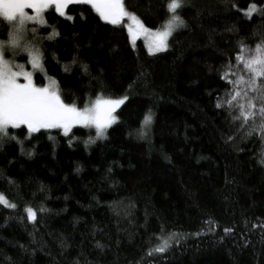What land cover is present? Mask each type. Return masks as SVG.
Masks as SVG:
<instances>
[{
	"label": "trees",
	"instance_id": "1",
	"mask_svg": "<svg viewBox=\"0 0 264 264\" xmlns=\"http://www.w3.org/2000/svg\"><path fill=\"white\" fill-rule=\"evenodd\" d=\"M168 3L124 0L153 31L172 15ZM66 12L72 19L51 9L46 24H26L25 40L42 52L35 83L55 77L79 108L97 95L126 101L103 136L8 129L0 193L16 207L0 203V264H264L260 92L237 60L264 41V0H182L184 25L156 55L90 5ZM9 27L0 22V40ZM5 55L32 69L26 52ZM237 88L258 105L243 127L237 101L225 103Z\"/></svg>",
	"mask_w": 264,
	"mask_h": 264
},
{
	"label": "snow or ice",
	"instance_id": "2",
	"mask_svg": "<svg viewBox=\"0 0 264 264\" xmlns=\"http://www.w3.org/2000/svg\"><path fill=\"white\" fill-rule=\"evenodd\" d=\"M74 2L91 5L101 19L110 21L114 25L119 24L122 18L130 17L137 24L138 31L151 32L154 47L150 46L149 51L167 47L168 37L176 28L184 25L183 18L176 12V9L181 6L182 0H169L167 7L172 15L164 21L161 28L154 31L145 28L134 13H129L125 9L122 0H0V22L6 21L10 25L7 39L0 40V143L10 135L9 126L25 125L30 135L39 129L60 127L67 133L73 124L95 125L97 136H103L106 127L117 119L113 114L114 110L123 103L126 97L102 98L97 95L94 102L79 108L75 103H65L55 77H47L48 83L36 84L32 70L26 69L24 63L16 62L5 55L8 50H11L13 57L17 54V50L26 52L32 69H40L41 72H44L41 50L25 40L26 24L29 21L46 24L44 12L53 6L55 12L67 15L68 19H72L65 9ZM27 9H32V12L29 13L26 11ZM256 9L257 6L252 4L245 10V14H250ZM81 15L83 14L81 13ZM31 31L35 32L36 28H32ZM129 31L131 32L132 29L130 28ZM55 35H58V32L53 27L49 37ZM246 47V45L241 44V48ZM237 60H242L245 68L252 74L246 87L249 90L260 92V129L264 130V83L256 79L257 77H264V41H261L254 50H250L248 57L237 53ZM83 67L86 71L87 65ZM227 67L230 71L232 66ZM45 75L47 76L46 73ZM223 78L228 79L227 73L224 74ZM238 79L243 80L244 78L239 77ZM237 82L230 81L233 84ZM240 96L241 90L237 88L235 94L225 103L231 109L233 101H237L239 115L233 116V120L243 121L241 124V127H243L247 124L249 118L256 117L257 113L252 109H255L258 105L255 102L256 97H249L247 92L243 93V99H238ZM217 106H221L219 99L217 100ZM150 121L151 115L146 114L144 124ZM11 136L17 140L19 139L15 137L14 133ZM20 142L22 143V141ZM0 203L7 205L9 208L16 207L2 193H0ZM26 211L28 219L35 217V211L31 207H27ZM166 244L167 241H163V246L157 248V250L163 251Z\"/></svg>",
	"mask_w": 264,
	"mask_h": 264
},
{
	"label": "rangeland",
	"instance_id": "3",
	"mask_svg": "<svg viewBox=\"0 0 264 264\" xmlns=\"http://www.w3.org/2000/svg\"><path fill=\"white\" fill-rule=\"evenodd\" d=\"M77 3H79V2H74V3H71V4H77ZM122 3H123V5H124V0H122ZM82 4H84V3H82ZM70 5V4H69ZM68 5V6H69ZM87 5V4H86ZM91 6V5H90ZM124 7H125V5H124ZM51 9H54V6L53 7H50L48 10H51ZM125 9H126V7H125ZM48 10H46V11H48ZM55 10V9H54ZM67 10V8L65 9V11ZM127 10V9H126ZM26 11H28L29 13H31L32 12V9H27ZM45 11V12H46ZM45 12H44V15H45ZM137 17V16H136ZM138 18V20L141 22V20L139 19V17H137ZM105 21V20H104ZM33 22H36V21H29V22H27V23H33ZM107 23H109V24H112L110 21H106ZM142 23V22H141ZM143 24V23H142ZM114 25V24H113ZM115 26H123L124 28H126L127 29V31H128V33H129V37L131 38V40H132V43L133 44H135L136 42H138V40H142L143 41V43H144V45L146 46V49H148L149 50V47L150 46H153L154 47V45H153V39H152V35H151V32H143V31H138V26H137V24L130 18V17H124V18H122V20H121V22L119 23V24H115ZM144 27L145 28H147V29H149L148 27H146L145 25H144ZM132 29V31L130 32L129 31V29ZM176 30L177 29H175L173 32H172V34H174L175 32H176ZM172 34L168 37V39H167V41H166V43H167V47H162V48H158V49H156L155 51H149L152 55H156L157 53H162V52H165V51H167V49H168V45H169V41H170V38H171V36H172ZM15 60V59H14ZM16 62H17V60H15ZM31 65V64H30ZM26 67V66H25ZM26 69H28L27 67H26ZM30 70V69H29ZM32 71H33V76L35 75V72L36 71H38V70H40V69H31ZM251 72H249V74H248V77H251ZM257 78H259V77H257ZM256 78V79H257ZM21 80L23 79L22 77L20 78ZM34 81H35V76H34ZM95 100H93L92 102H94ZM125 101H126V99L123 101V103H121L115 110H114V115L117 117V119L116 120H114L111 124H109L107 127H106V129H105V133L107 132V130H109L111 127H113L114 125H115V123L118 121V116H117V111L123 106V104L125 103ZM92 102H90V103H92ZM90 103H87V104H90ZM85 107V106H84ZM81 108H83V107H81ZM18 127H25V128H27V126H25V125H21V126H18ZM18 127H12V126H9V128H14V129H16V128H18ZM76 127H79V128H82V127H84V128H88V129H95L96 130V127H95V125H83V124H73L72 126H71V128H70V130L67 132V133H65L64 132V130L62 129V128H60V127H55V128H50V129H39L38 131H36V132H32V133H38L39 131H49V130H58V131H61L62 133H64L65 135H69V134H71V132L74 130V128H76ZM105 135V134H104Z\"/></svg>",
	"mask_w": 264,
	"mask_h": 264
}]
</instances>
